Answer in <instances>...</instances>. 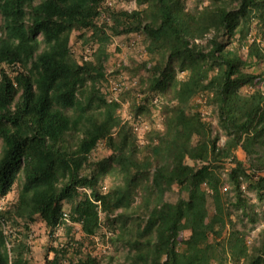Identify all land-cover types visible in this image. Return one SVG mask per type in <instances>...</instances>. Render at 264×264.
<instances>
[{
  "label": "trees",
  "instance_id": "16d2710c",
  "mask_svg": "<svg viewBox=\"0 0 264 264\" xmlns=\"http://www.w3.org/2000/svg\"><path fill=\"white\" fill-rule=\"evenodd\" d=\"M104 1L0 0V199L18 182L0 206V264H33L22 253L37 220L49 235L69 220L92 237L101 212L109 231L118 229L109 241L126 248L127 264H264V243L247 245L234 229L217 240L232 221L209 179L228 159L234 209L252 223L264 219L256 211L264 202V90L251 86L260 73L247 70L264 65V0H118L135 7L105 11ZM103 11L108 21L98 23ZM87 31L97 44L76 53L71 38ZM108 32L139 34L150 55L135 67L146 76L117 96L99 86ZM203 93L222 144L190 106ZM155 114L159 127L149 125ZM100 142L109 154L92 159ZM49 251L39 264H99L72 237Z\"/></svg>",
  "mask_w": 264,
  "mask_h": 264
},
{
  "label": "rangeland",
  "instance_id": "374dc122",
  "mask_svg": "<svg viewBox=\"0 0 264 264\" xmlns=\"http://www.w3.org/2000/svg\"><path fill=\"white\" fill-rule=\"evenodd\" d=\"M202 0H187L188 4H194L200 2ZM106 7H110V9H127L131 10L135 7L133 1H118V0H105L102 3L103 10L108 9ZM104 10V11H105ZM103 11V14L99 18L96 19L98 23H102L103 21L107 22L108 17L106 16V12ZM260 31L255 26L252 30L253 35H259ZM89 32L79 40H75V36L71 38L70 45L71 48L76 51V53L81 52L86 47L94 48L96 46V42L94 38H88ZM85 38L86 42H85ZM259 38V37H258ZM262 43H264V35H261L260 38ZM103 43L106 45V50L108 52V58L105 61V77L100 80L99 86L102 91L106 93H110V95L117 96L119 90L114 89L115 85L122 83V87H129L134 85L140 76H146V72H143L142 69H135L138 63H141L144 60H148L150 55L146 52L145 44L142 41V37L137 33L131 34H120L113 35L108 32V35L102 37ZM135 42V48L130 47V41ZM262 67L264 65L254 64L253 66L247 67V70L252 73H260L255 78L252 88L264 90V78L262 76L263 70ZM242 90L248 89L247 86H242ZM157 96V95H156ZM127 101H122L121 107L119 108L120 116L123 119L128 117L127 111ZM194 108H197L201 115L207 120H210L211 127L213 132L220 133V139L224 141V136L221 130L217 126L216 118L213 115V111L211 106L205 101L204 93L202 95L196 96L191 105ZM161 126L160 125V116L155 114L152 118V123L149 122V125ZM136 125V124H135ZM148 127V123L146 120L141 121L137 124L136 134L139 142H142L143 131ZM219 139V144L222 142ZM241 159L245 158L243 152L239 150L236 152ZM109 154V149L104 145V142L98 143L95 149L91 153L92 159H99L103 156ZM221 167L214 168L211 170L209 174V179L211 181H216L220 186L221 190L224 193V202L227 207V211L229 212L231 223H229L225 228H223L222 233L218 241L221 243H225V239L228 237L230 230L234 229L240 231L247 245L254 244L256 246H261L264 243V219L258 220L257 222H250L248 217L245 215H241L240 212L236 211L233 206V192L231 189V184L227 178V169L230 166L228 159H222L220 163ZM110 177L106 176L100 182L101 189L105 190V188L110 184ZM17 183L14 184L11 192L6 195L4 199H0V206H2L5 201L11 200L15 197ZM82 191V190H81ZM84 191V190H83ZM177 187L174 186L173 192L169 193V196L172 200L176 198ZM245 195L249 198H255V194L253 190H246ZM256 211L258 215L261 216V213L264 211V202L258 203L256 206ZM100 227L98 229V233L92 237L83 236L80 227L77 223L66 221L65 224H61L57 227L55 232L52 235H49L47 230L45 229L42 222L37 220L36 222L30 225V229L28 232L27 239L25 238V242L27 244L28 249H24L23 256L30 260L33 264H39L43 261L45 255L51 257L53 255L52 251H49V247L56 246L60 242H64L69 237H72L74 240L80 241L83 245L84 251H89L94 254L99 261V264H127L124 260V257L127 253L125 247L121 244H116L117 248L112 246L109 241L110 236H114L118 229L109 231L107 227V223L104 219V214L100 213ZM70 225L69 233L67 234L66 229L67 226ZM217 264V263H215Z\"/></svg>",
  "mask_w": 264,
  "mask_h": 264
},
{
  "label": "built area",
  "instance_id": "2783aa9c",
  "mask_svg": "<svg viewBox=\"0 0 264 264\" xmlns=\"http://www.w3.org/2000/svg\"><path fill=\"white\" fill-rule=\"evenodd\" d=\"M250 40L253 38V36H251L250 35ZM259 39L257 38V41H258ZM130 47H132L133 49L135 48V42L132 40V41H130ZM123 86V84L122 83H119V84H117V85H115V87H113L114 89H116V90H120L121 88H123L122 87ZM220 141L223 143V140L222 139H220ZM221 143V144H222ZM84 190V191H86L87 193L89 192V189H85V188H80V190ZM63 219H65L66 220V213H63Z\"/></svg>",
  "mask_w": 264,
  "mask_h": 264
},
{
  "label": "crops",
  "instance_id": "0c3cea01",
  "mask_svg": "<svg viewBox=\"0 0 264 264\" xmlns=\"http://www.w3.org/2000/svg\"><path fill=\"white\" fill-rule=\"evenodd\" d=\"M240 149H237L236 152H239ZM241 151V150H240Z\"/></svg>",
  "mask_w": 264,
  "mask_h": 264
}]
</instances>
